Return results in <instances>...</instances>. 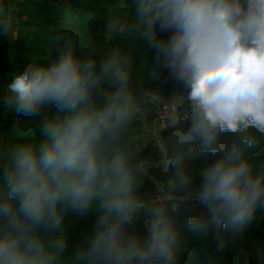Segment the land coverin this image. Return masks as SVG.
<instances>
[{
	"label": "clouds",
	"instance_id": "clouds-1",
	"mask_svg": "<svg viewBox=\"0 0 264 264\" xmlns=\"http://www.w3.org/2000/svg\"><path fill=\"white\" fill-rule=\"evenodd\" d=\"M17 16L0 0V35H15ZM124 31L129 49L98 50L60 27L54 54L4 89V107L38 134L0 140V264H177L185 234H212L222 252L264 210V0H129ZM140 41L154 53L149 79L166 70L182 92L143 86ZM158 95L168 111L146 134ZM149 143L159 159L142 155ZM158 165L162 180L149 175ZM93 211L69 251L66 215Z\"/></svg>",
	"mask_w": 264,
	"mask_h": 264
},
{
	"label": "trees",
	"instance_id": "trees-1",
	"mask_svg": "<svg viewBox=\"0 0 264 264\" xmlns=\"http://www.w3.org/2000/svg\"><path fill=\"white\" fill-rule=\"evenodd\" d=\"M12 3L18 9L16 33L11 38L0 35V140L5 142L11 141L17 131L25 128L29 134H38L37 129L30 127L31 118L8 111L3 105L2 97L7 84L24 70L30 60H40L54 54L49 37L60 27L91 39L98 50L116 45L126 50L131 47L124 31V24L128 21L129 0H12ZM69 15L72 19L63 22ZM159 35L166 39L169 33ZM83 43L82 38L78 47ZM138 43L135 66L143 76V86H159L166 97L182 92L179 85L167 78L166 70L156 69L159 78L155 81L149 79L150 66L154 65V53L148 50L143 41ZM164 99L166 98L159 95L155 97V107L142 122L144 133L147 134L156 124L158 109ZM149 154H152L153 159H159L151 143L142 153L143 156ZM257 157L264 158V146L258 150ZM203 163L202 159L197 160L193 167L199 168ZM149 175L155 180H162V166L150 168ZM153 179H145L141 191L153 190ZM95 218L94 211L84 217L71 212L66 215L69 251L91 234ZM185 236L186 247L177 264H259L258 252L264 250V210H257L255 219L241 236L226 238L222 252L216 251L212 234L206 238L190 234Z\"/></svg>",
	"mask_w": 264,
	"mask_h": 264
},
{
	"label": "built area",
	"instance_id": "built-area-1",
	"mask_svg": "<svg viewBox=\"0 0 264 264\" xmlns=\"http://www.w3.org/2000/svg\"><path fill=\"white\" fill-rule=\"evenodd\" d=\"M169 107V101L167 99H164L161 103V106L158 109V116L156 119V123L158 120H162L164 116L166 115Z\"/></svg>",
	"mask_w": 264,
	"mask_h": 264
}]
</instances>
